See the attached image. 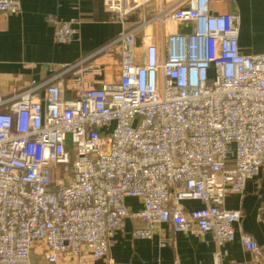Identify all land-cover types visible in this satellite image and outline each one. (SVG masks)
I'll list each match as a JSON object with an SVG mask.
<instances>
[{"label": "built area", "instance_id": "built-area-1", "mask_svg": "<svg viewBox=\"0 0 264 264\" xmlns=\"http://www.w3.org/2000/svg\"><path fill=\"white\" fill-rule=\"evenodd\" d=\"M150 1L104 5L121 18ZM211 1L158 4L122 30L111 43L117 80L85 86L100 69L80 60L66 68L76 97L52 81L40 97L33 82L0 109V264H32L34 251L48 263L106 258L128 217L142 222L134 238H152L159 223L211 233L219 246L237 238L243 211L224 201L264 166V52L243 53L239 13L215 14ZM20 11V0H0V12ZM48 21L57 42L75 38L74 20ZM129 197L142 208L130 210ZM238 237L264 261L253 235Z\"/></svg>", "mask_w": 264, "mask_h": 264}, {"label": "crops", "instance_id": "crops-1", "mask_svg": "<svg viewBox=\"0 0 264 264\" xmlns=\"http://www.w3.org/2000/svg\"><path fill=\"white\" fill-rule=\"evenodd\" d=\"M131 1V0H130ZM177 0H152L117 18L105 8L104 0H20L17 14L0 12V109L6 110L15 95L35 82L36 91L44 95L47 82L62 83L63 96H77L73 73L68 66L86 60L85 66L97 67L100 73L88 75L85 86H100L120 76V55L113 40L125 29L149 16L158 4H173ZM215 14L238 12L240 15V48L243 53L264 52V0H212ZM49 14L62 20H74L75 38L69 43L55 40V26ZM153 33L160 38L159 26ZM142 36L138 35L141 45ZM130 210L142 208L139 198H127ZM187 210L202 206L201 201L186 200ZM224 206L240 208L242 220L235 225L237 238L219 246L211 233L196 230L176 232L169 223H159L152 238H134L132 231L142 222L128 217L117 231L106 258L88 256L87 264H264L247 251L238 235L241 231L253 235L264 251V166L260 174L246 183L242 194H229ZM221 258L216 259V253ZM32 264H77V260L60 259L48 263L44 254L34 251Z\"/></svg>", "mask_w": 264, "mask_h": 264}, {"label": "water", "instance_id": "water-1", "mask_svg": "<svg viewBox=\"0 0 264 264\" xmlns=\"http://www.w3.org/2000/svg\"><path fill=\"white\" fill-rule=\"evenodd\" d=\"M182 31L189 33L191 31V27H184Z\"/></svg>", "mask_w": 264, "mask_h": 264}]
</instances>
